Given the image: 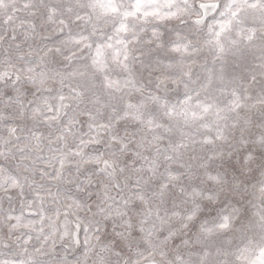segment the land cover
I'll return each mask as SVG.
<instances>
[{"label":"snow or ice","instance_id":"obj_1","mask_svg":"<svg viewBox=\"0 0 264 264\" xmlns=\"http://www.w3.org/2000/svg\"><path fill=\"white\" fill-rule=\"evenodd\" d=\"M0 264H264V0H0Z\"/></svg>","mask_w":264,"mask_h":264}]
</instances>
